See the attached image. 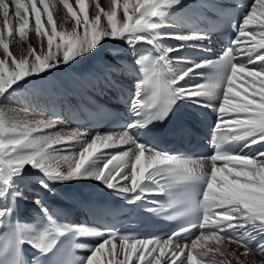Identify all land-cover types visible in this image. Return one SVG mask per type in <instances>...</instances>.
<instances>
[{"label":"snow or ice","instance_id":"1","mask_svg":"<svg viewBox=\"0 0 264 264\" xmlns=\"http://www.w3.org/2000/svg\"><path fill=\"white\" fill-rule=\"evenodd\" d=\"M59 3L75 21L70 31L63 25L58 30L52 11L56 5L50 0H0V99L6 101L30 77L49 74L94 54L109 40H119L133 53L138 43L154 46L157 61L171 74L163 88L164 102L155 112L145 113L137 92L130 100L136 118L122 131L94 136L80 129L48 132L63 122L29 109L19 110L22 119L0 113V225L12 216L15 201L23 198L15 178L26 167L41 174L39 183L45 191H52L55 183L94 179L129 203L164 193L175 183L196 181L201 188L197 198L187 201L168 193L189 213L173 231L143 237L99 233L103 239L79 258H73L71 248L57 245L60 236L81 226L59 223L55 212L37 197L42 218L34 224L17 223L11 241L4 245L10 246L11 264H25L24 244L39 253L32 264H45L41 258L50 254L56 257L50 264H249L250 253L264 256V0H251L230 45L216 61L171 55L189 47V41L207 39L203 32L160 31L163 18L182 0H110L108 10L96 3L91 11L88 0ZM33 31L39 52L28 43ZM160 39L183 43L165 46ZM14 42L27 44V55L15 56L10 50ZM174 63L184 67L176 71ZM205 65L216 69L209 84L174 87L186 77L201 75L197 70ZM200 97L216 101L210 106L217 114L210 157L182 158L138 139V129L166 118L178 100L208 107ZM36 115L39 118L30 119ZM241 141L239 151L230 150L229 145ZM124 145L131 147L107 151Z\"/></svg>","mask_w":264,"mask_h":264},{"label":"bare ground","instance_id":"2","mask_svg":"<svg viewBox=\"0 0 264 264\" xmlns=\"http://www.w3.org/2000/svg\"><path fill=\"white\" fill-rule=\"evenodd\" d=\"M71 2L75 4V0H71ZM50 3L56 5V8L52 9V11L54 12V18L58 30H61L60 26L63 25L64 31H70L75 24V21L67 14V10L63 8V5L59 3V0H50ZM88 3L90 11L95 9L96 3H99L105 10H108L110 7V0H88ZM209 3L211 2L198 0V9L203 10L204 4ZM120 15L122 16V13ZM44 19L46 20V17ZM104 22L106 23V21ZM180 30L181 29L174 24L171 17L166 15L163 18V26L160 29L161 32L188 34L184 31L180 32ZM28 43L33 44L39 52L40 45L36 39L34 31L29 33ZM160 43L167 46L183 42L160 39ZM187 43L190 45V41ZM141 44L147 43H138L136 48ZM26 49L27 44L14 42L10 45V50L18 58L22 55H27ZM193 51L194 49L189 46L181 49L180 52L172 53L171 55L187 57L190 59V55ZM2 55V49H0V58H2ZM133 58V51L125 42L109 40L94 54L80 57L77 60H74L70 65H64L58 69H53L49 74H42L40 77L34 76L28 78L29 82L21 89L14 92L6 101L0 99V113H3L4 116L9 119H22L23 113L19 110L29 109L34 114H43L44 117L56 118L54 112L63 114L64 111L69 110L73 106H79L82 104L97 105L102 101L100 98L101 95H104L105 100L110 101L115 97L113 93L115 84L129 91L135 90L136 84L133 79L134 70L132 65ZM183 67V64H173V68L176 71L181 70ZM197 72L201 73V75L196 76L194 79L186 77L184 80H180L177 86L207 85L212 77L215 76L216 69L211 65H205L198 69ZM15 97L18 98L16 99ZM199 99L209 105L204 108L212 111L210 106L216 103L215 100L209 99L208 97H200ZM183 101L186 104H192L187 100ZM44 110H46V112H44ZM63 115L66 116V114ZM31 118H39V115L30 117V119ZM60 121L63 123L46 131L66 133L70 130L76 129L71 127L65 118ZM81 131L87 132L85 130ZM87 133L90 136L96 134L90 132ZM101 134L106 133L102 132ZM129 147L131 146L124 145L107 151L109 153H115L127 150ZM76 151H79L78 146L76 147ZM42 178L41 174L31 167H26L22 175L15 178V184L19 187V190L23 192V198L19 199L21 204L20 223L26 224L30 220L32 221L31 223L37 222V219L32 214V211L40 209V206L35 203L37 197H39L43 204L48 208L52 206L55 200H61L68 206L70 213H72L74 218H79L81 215V210L78 206L79 195L76 194L75 191L78 192L80 188L89 185L104 186V184L94 179H80L52 184V191H45L41 188L39 183V180ZM2 204L3 201H0V206H2ZM31 223L28 222L27 224ZM82 230L84 233L93 235L96 238L94 245L103 239V237L98 235L99 231L92 227H82ZM231 247L235 248L236 246L232 245ZM86 248L87 254L83 257L90 254L91 247ZM239 251L242 252L243 249H239ZM248 260L249 264H252L253 260L256 261V264H260L261 261H264V257H261L258 253L255 255L250 253Z\"/></svg>","mask_w":264,"mask_h":264},{"label":"rangeland","instance_id":"3","mask_svg":"<svg viewBox=\"0 0 264 264\" xmlns=\"http://www.w3.org/2000/svg\"><path fill=\"white\" fill-rule=\"evenodd\" d=\"M15 98L17 99L18 97H15ZM28 222H30V223H31L32 221L30 220V221H28ZM28 222H27V223H28ZM27 223H26V224H27ZM31 224H32V223H31Z\"/></svg>","mask_w":264,"mask_h":264}]
</instances>
